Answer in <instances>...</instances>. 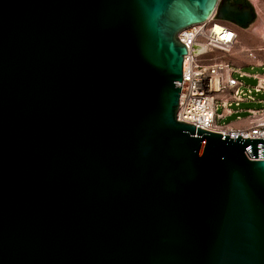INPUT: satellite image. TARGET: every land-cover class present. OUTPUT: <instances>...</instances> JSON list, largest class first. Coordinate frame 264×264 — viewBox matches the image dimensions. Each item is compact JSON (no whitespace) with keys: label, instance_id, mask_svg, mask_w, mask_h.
<instances>
[{"label":"water","instance_id":"1","mask_svg":"<svg viewBox=\"0 0 264 264\" xmlns=\"http://www.w3.org/2000/svg\"><path fill=\"white\" fill-rule=\"evenodd\" d=\"M213 13L255 17L234 0H0V264H264V137L176 117L177 34Z\"/></svg>","mask_w":264,"mask_h":264},{"label":"built area","instance_id":"2","mask_svg":"<svg viewBox=\"0 0 264 264\" xmlns=\"http://www.w3.org/2000/svg\"><path fill=\"white\" fill-rule=\"evenodd\" d=\"M256 6L259 0H248ZM238 25L222 20L213 13L207 20L191 24L178 32V38L186 46L183 55L182 79L178 120L212 130L228 136L264 137V71L248 72L244 65L264 67L258 61L262 48H236ZM245 58L255 60L243 63ZM243 77L255 79L248 84ZM263 94L257 97L256 94ZM255 101L262 103L257 108H240L241 103ZM233 122H220L233 113ZM249 158L250 157L245 151ZM264 158V157H257Z\"/></svg>","mask_w":264,"mask_h":264},{"label":"rangeland","instance_id":"3","mask_svg":"<svg viewBox=\"0 0 264 264\" xmlns=\"http://www.w3.org/2000/svg\"><path fill=\"white\" fill-rule=\"evenodd\" d=\"M251 5L255 13L254 20L248 23V25L245 27H240V26L237 27L238 40L236 43V48L237 49L241 47H250L253 49L262 48L263 50L258 51V61L257 62H264V21H257L259 14L262 15V17H264V0H259L258 3H256V6H254L253 4ZM256 22H258L259 24L258 32H254L253 30H251L252 25L255 24ZM249 61L256 62L255 60H252L249 58H245L242 62L245 63ZM242 68L243 70L248 71V72L264 71V67H260V66L244 65ZM243 80L248 84L255 83V79L250 78V77H243ZM257 97H263V94L257 93L256 98ZM261 105L262 103L250 101V102L241 103L240 108H243V109L249 108V107L257 108V107H260ZM246 114H247L246 111H241L239 113H233L229 116H226L222 120H220V122H233L237 119L236 118L237 115L245 116Z\"/></svg>","mask_w":264,"mask_h":264},{"label":"flooded vegetation","instance_id":"4","mask_svg":"<svg viewBox=\"0 0 264 264\" xmlns=\"http://www.w3.org/2000/svg\"><path fill=\"white\" fill-rule=\"evenodd\" d=\"M235 3H239L242 7L243 6H250L252 9V5L250 4V2L248 0H234Z\"/></svg>","mask_w":264,"mask_h":264},{"label":"bare ground","instance_id":"5","mask_svg":"<svg viewBox=\"0 0 264 264\" xmlns=\"http://www.w3.org/2000/svg\"><path fill=\"white\" fill-rule=\"evenodd\" d=\"M258 25H259L258 22H256L255 24H253L251 30H253L254 32H258V30H259L258 29V27H259Z\"/></svg>","mask_w":264,"mask_h":264},{"label":"crops","instance_id":"6","mask_svg":"<svg viewBox=\"0 0 264 264\" xmlns=\"http://www.w3.org/2000/svg\"><path fill=\"white\" fill-rule=\"evenodd\" d=\"M257 21H264V17H262V15L259 14V17H258Z\"/></svg>","mask_w":264,"mask_h":264}]
</instances>
